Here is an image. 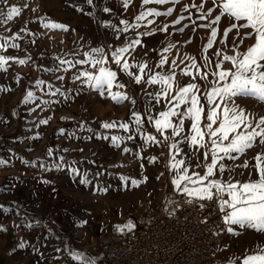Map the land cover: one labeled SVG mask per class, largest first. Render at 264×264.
Returning <instances> with one entry per match:
<instances>
[{
  "label": "rangeland",
  "instance_id": "1",
  "mask_svg": "<svg viewBox=\"0 0 264 264\" xmlns=\"http://www.w3.org/2000/svg\"><path fill=\"white\" fill-rule=\"evenodd\" d=\"M199 2L200 0H176L173 5L171 0H167L163 5L153 3L144 6L156 7L161 13H165L168 7H173V12L159 17H146L145 21L140 22L141 26L136 31H151L153 28H163L164 25L168 26V30L141 37L142 45H137L131 50V55L125 54L123 58L129 60L132 65L130 70L135 69L134 74H141L134 63L141 59L147 60L153 73L167 71L169 68L178 71L186 65L190 66L191 62L186 59L187 56L196 57L197 62L203 65V45L207 42L209 32L198 25L207 21L198 19L200 13L195 8H183L184 4L195 5ZM7 3L9 6H22L27 3L28 7L22 9L8 24H0V37L11 36L16 32L21 35V39L17 41L18 48L0 49V54L15 55L18 58L30 56L31 59L26 60L23 65L8 61L6 69H0V159L9 162L0 164V224L6 229L0 230V264H81L69 255L73 250L84 253V259L92 257L96 264H100L103 261L98 254L101 241L124 237L142 223L167 214L174 207L173 204H167V201L176 202V196L180 194L171 183L167 144L162 142L144 145L137 134L131 141H125L120 147H116L111 144L110 135L131 134L135 132L134 126L125 133L118 127L103 129L100 124L102 121H127L133 124L131 112L136 110L145 121L143 131L157 135L154 124L148 122V113L155 116L159 111L165 110L167 105L163 98L159 104L152 98L160 89V85H148L143 82L147 79V71L141 74L142 82L139 84L134 82V77L130 78L127 73L118 72L117 80L125 87L117 89L114 84L113 91L127 92L128 99L116 103L110 98H101L92 90L94 95L87 100L82 91L72 89V74H78L80 68H92L88 65L68 68L66 64L61 65L60 59L73 62L83 59V52L90 46H120L125 35L132 37L133 30L129 29L127 34L116 36L114 29L106 28L103 21L110 20L122 29L124 25L119 23L120 20L133 22L142 10V0H130L127 8L123 6L122 0H93V5L87 4L86 0H7ZM105 6L111 11L103 12L102 8ZM6 12L4 0H0V13ZM99 13L106 14L101 21L97 20ZM40 16L64 23L69 28L67 31L44 28L36 19ZM180 16L184 19L173 25L172 20ZM149 18L153 21L151 25L147 24ZM225 26L227 24L222 18L218 36L222 34ZM21 29H27L28 33ZM33 40L35 43H32ZM231 41L230 33L229 48L225 50L230 49ZM247 43L245 40V44ZM81 44L84 45L83 48L80 47ZM169 44L173 47L168 52H163L162 49L167 48ZM33 45L38 48H33ZM213 47L220 45L214 42ZM77 51L80 55L73 57L71 53ZM208 51L211 54L212 49ZM145 52L146 57L143 55ZM161 56L167 57L163 68L158 63ZM173 59L176 61V68H173L171 63ZM107 66L118 67L111 60ZM223 66L229 65L225 63ZM65 68L67 71H64ZM59 76L64 79L58 80ZM37 79L47 83L37 86ZM177 81L181 86L192 82L189 76L179 75ZM195 82L201 83L199 79ZM48 83L53 85L54 89L60 88L66 96H50ZM86 86L83 85L85 90ZM29 90L34 92L35 99L26 104L21 103ZM131 98L135 99L134 105ZM42 100H50V103L45 105ZM238 103L257 115L264 114V103L254 98H239ZM154 104L155 107H152ZM183 107L181 105V108ZM145 109H148V112ZM49 117L51 119H48ZM45 119H48V123L41 124L40 121ZM81 122L85 124L83 129L80 127ZM185 125L187 132L190 121L186 120ZM61 128L65 129L64 133L59 132ZM89 128L93 132L99 131L109 135V140L92 135L88 131ZM37 132L40 136L34 138ZM68 132H73L74 135L69 137ZM87 136H91V139H86ZM157 139L163 141L162 136L157 135ZM125 146L132 151L124 153ZM49 147L54 149L52 157L46 155ZM64 148L70 151L65 153ZM182 149L192 151L186 145H182ZM258 151H264V145L259 142L234 163L242 164L245 159H248L250 164L254 163V156ZM135 153H140V157ZM59 155H64L68 160L80 161L83 158V161L76 165L80 169V176L63 169L45 170L49 167V162L57 160ZM151 156L157 157V160L149 163L148 158ZM38 158L44 160V168L39 166V162L35 165L23 162ZM192 171L203 174L202 169L190 168L189 174ZM241 171L243 176H240ZM85 172L87 180L92 183L89 187L80 182ZM96 173L102 175L101 180L96 181L99 176ZM121 174L135 179H138L137 176H146L147 180L140 179L142 182L134 187L130 180L121 181ZM235 176L238 179H247L248 170L237 168ZM45 180L49 183H44ZM98 185L108 190L95 191ZM111 191L114 195L109 196ZM81 219L86 220L87 224L78 225L76 222ZM129 219L135 224V228L130 231L125 229L123 232L116 230V225L125 224ZM28 224L31 226H26ZM238 231L239 235L227 233L228 248L223 254L227 261L233 255L242 256L246 251L254 249L258 242L264 244V233L251 229ZM22 240L26 241V244L21 248L18 244ZM56 248L60 251L56 252Z\"/></svg>",
  "mask_w": 264,
  "mask_h": 264
},
{
  "label": "snow or ice",
  "instance_id": "2",
  "mask_svg": "<svg viewBox=\"0 0 264 264\" xmlns=\"http://www.w3.org/2000/svg\"><path fill=\"white\" fill-rule=\"evenodd\" d=\"M167 0H142V10L135 16L133 22L121 19L120 24L124 25L121 29L119 25H114L110 20H104L106 28L114 29V34L120 36L127 34L129 29L133 30L132 37L124 36L123 43L120 46H96L89 47L83 52V59L72 60L60 59L61 65H67L68 68L76 65H88L92 70L80 68L77 73L72 74L74 81H79L81 85H87L91 90L97 92L101 98H110L113 102L119 103L121 100L128 99L127 92L113 91L114 84L117 89L125 87L117 80L118 72L127 73L134 82H142V75L147 71V79L143 81L148 85L159 84L160 89L152 95L156 104L161 103V98L166 102L165 110L159 111L153 116L148 113V122L154 124L157 135L163 137V141L157 139V135L145 133L143 131L145 121L141 114L133 110L131 117L133 124L127 121H102L100 126L103 129L120 128L128 133L134 126L135 132L128 135H110V142L116 147H120L125 141H131L137 134L140 135L144 145L149 143H165L169 149L168 168L171 173V183L177 193H183L185 202L188 204L198 203L203 209L205 202H215L222 217L223 228L220 231H226L231 235H239L238 229L255 230L257 233H264V151H258L254 156V163H249L245 159L242 164L234 163L242 154H246L257 142L264 145V114L257 115L248 111L238 103L239 98H254L258 102L264 103V0H200L198 4H184L183 8L192 7L200 13L198 19L207 21L201 23L198 27L207 29V42L203 45V65L197 62L196 57L187 56L191 63L184 68L174 71L172 68L167 71L152 72L146 59L134 61L135 68L139 69L141 74H134L135 69L130 70L132 65L125 57V54L131 55V50L137 45H142L141 37L150 36L155 32H167L168 26L163 28H153L151 31L139 29L140 22L145 21L146 17H159L173 12V7H168L165 13H161L156 7H144L150 4L163 5ZM175 5L176 0H171ZM86 3L93 5V0H86ZM125 8L130 4V0H122ZM7 8L6 14L0 13V24H8L18 15L22 9L28 7L27 3L22 6L15 4L9 6L7 0H4ZM206 9V11H205ZM215 9V12H214ZM35 11V8L32 9ZM102 11L108 13L111 9L107 6ZM224 18L227 26L223 27L220 33V24ZM44 28L60 29L67 31L69 26L51 19L46 16L36 17ZM184 17L180 16L172 20V24H178ZM152 19H147V24L151 25ZM21 31L28 33L27 29ZM74 31V29H73ZM183 31V29H180ZM232 34V41L229 50L228 37ZM35 35V33H31ZM21 39L20 32L13 33L11 36L0 37V49L18 48L17 41ZM245 40L248 41L245 44ZM8 41H11L9 44ZM214 42H218L220 47H213ZM32 43H35L33 40ZM84 47L83 44L80 45ZM173 47L169 44L163 48V52H168ZM209 49H212L209 54ZM110 54V55H109ZM73 57L80 53H71ZM144 57L147 56L145 52ZM215 57L213 60L212 57ZM123 58V59H122ZM31 57L18 58L15 55L0 54V69H6L8 61H16L23 65ZM109 60L113 61L117 68L108 67ZM167 57L161 56L158 63L161 68L166 64ZM173 68H176V61H171ZM183 63V61H181ZM227 63L229 66L224 67ZM211 65V67H209ZM51 71V69H43ZM194 70V71H193ZM67 71V68L64 69ZM189 76L192 82L184 83L182 86L177 81V76ZM63 80V76L57 77ZM199 79L201 83L195 81ZM36 85H43L47 82L37 79ZM49 95H65L60 88H53L48 83ZM203 89V90H202ZM35 99V94L29 90L21 103H27ZM47 105L50 100H42ZM131 103L135 104V99L131 98ZM181 105L184 107L181 108ZM40 107V105H37ZM155 107V104L152 105ZM32 111V109H29ZM148 112V109H145ZM15 114V113H13ZM48 119H51L49 117ZM48 119L41 120V124H47ZM64 119V117H61ZM190 121V127L186 130L185 121ZM80 127H85L81 122ZM92 135L109 140V135L88 129ZM64 133L65 129H59ZM73 132H68L72 137ZM37 132L34 138H38ZM91 139V136L85 137ZM182 145H186L191 152L184 151ZM195 146V147H194ZM73 151H83L82 149H72ZM59 151V149H56ZM65 153L70 149L64 148ZM132 149L123 147L124 153L131 152ZM54 149L49 147L46 155L52 157ZM140 157V153H135ZM179 156V158H177ZM157 157L151 156L148 162L152 163ZM80 161L75 159L68 160L64 155H59L58 159L49 162V167L45 170L55 168L57 171L67 170L70 174L80 176V169L76 166ZM25 164H37L44 168V160H24ZM9 163L0 159V164ZM121 166H123L121 164ZM143 167V165H141ZM190 168L202 169L192 171ZM248 170L247 179H238L235 176L236 169ZM99 175V173H96ZM226 176V178H225ZM243 176V171L240 172ZM159 178V177H157ZM147 180V177H143ZM120 180L131 181L132 186H139L141 180L120 175ZM82 184H87V172L80 178ZM44 183H49L45 180ZM108 189L97 187L95 191L106 192ZM55 191V189H53ZM167 204H173L174 207L168 211L173 215L176 208L181 207L179 203L168 200ZM207 221V217H205ZM78 225H86V220H78ZM26 226H31L28 224ZM117 231L123 232L125 229L132 230L135 224L129 219L125 224L115 226ZM0 230H6L4 225L0 224ZM51 232V229L48 230ZM218 235L219 233H214ZM26 241H21L18 247H24ZM67 247V246H66ZM227 247V245H225ZM56 252L60 249L56 248ZM69 255L81 264H96L92 257L84 259V253L75 250L70 251ZM227 264H264V244L258 242L256 247L246 251L242 256L233 255L229 257Z\"/></svg>",
  "mask_w": 264,
  "mask_h": 264
},
{
  "label": "built area",
  "instance_id": "3",
  "mask_svg": "<svg viewBox=\"0 0 264 264\" xmlns=\"http://www.w3.org/2000/svg\"><path fill=\"white\" fill-rule=\"evenodd\" d=\"M175 200L181 207L173 215L101 241L98 254L107 264H227V232L220 231L224 225L216 203L205 202L201 209L198 203H186L183 193Z\"/></svg>",
  "mask_w": 264,
  "mask_h": 264
},
{
  "label": "bare ground",
  "instance_id": "4",
  "mask_svg": "<svg viewBox=\"0 0 264 264\" xmlns=\"http://www.w3.org/2000/svg\"><path fill=\"white\" fill-rule=\"evenodd\" d=\"M104 16H106V14L105 13H99V16L97 17V20H99V21H101L102 20V18L104 17ZM76 27V26H75ZM33 48H38V46L37 45H33ZM65 85H67V84H65ZM67 87H69V86H67ZM71 87H72V89L73 90H76V91H82L83 92V94H85V98L88 100V99H90L94 94L92 93V90L88 87V86H86V90L83 88V85H81L80 84V82L79 81H74L73 80V82L71 83ZM92 93V94H91ZM77 110H79V107H77ZM104 116V115H103ZM179 157V156H178ZM144 177V176H143ZM142 176L141 177H139V176H137V178L140 180V179H142L143 178ZM101 180L102 179V175L101 174H99V176L96 178V181L97 180ZM102 184H105V183H102ZM92 185V183H89V184H85V186H91ZM99 186V185H98ZM112 195H114V193L111 191V193L109 194V196H112ZM59 199V198H58Z\"/></svg>",
  "mask_w": 264,
  "mask_h": 264
},
{
  "label": "crops",
  "instance_id": "5",
  "mask_svg": "<svg viewBox=\"0 0 264 264\" xmlns=\"http://www.w3.org/2000/svg\"><path fill=\"white\" fill-rule=\"evenodd\" d=\"M100 264H107V262L103 259L102 263H100Z\"/></svg>",
  "mask_w": 264,
  "mask_h": 264
}]
</instances>
